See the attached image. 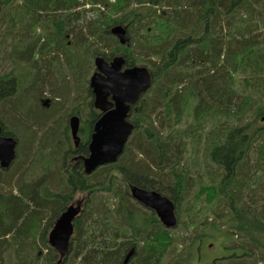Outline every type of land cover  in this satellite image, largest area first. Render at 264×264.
I'll return each mask as SVG.
<instances>
[{"label":"trees","instance_id":"trees-1","mask_svg":"<svg viewBox=\"0 0 264 264\" xmlns=\"http://www.w3.org/2000/svg\"><path fill=\"white\" fill-rule=\"evenodd\" d=\"M96 56L146 67L152 86L118 160L85 175L70 159L100 116ZM0 127L17 142L0 169V264H188L221 237L220 264H264V0H0ZM131 185L171 200L177 231ZM78 200L60 259L48 234Z\"/></svg>","mask_w":264,"mask_h":264},{"label":"water","instance_id":"water-1","mask_svg":"<svg viewBox=\"0 0 264 264\" xmlns=\"http://www.w3.org/2000/svg\"><path fill=\"white\" fill-rule=\"evenodd\" d=\"M120 45H128L126 29L115 26L110 30ZM94 71L88 85L93 95V107L100 113L95 122L88 143V156L75 158L82 162L85 175H91L99 167L114 164L124 151L133 133L130 111L152 86L150 71L143 66L126 67L122 56L106 61L102 56L93 60ZM79 119L73 116L69 127L73 145L79 147ZM17 142L12 137L3 136L0 127V169L7 170L16 158ZM129 193L133 201L155 213L166 229H176L178 217L174 203L151 190L131 185ZM81 206L71 204L57 218L48 234V243L60 259L69 253L74 233L73 222L80 214Z\"/></svg>","mask_w":264,"mask_h":264},{"label":"rangeland","instance_id":"rangeland-1","mask_svg":"<svg viewBox=\"0 0 264 264\" xmlns=\"http://www.w3.org/2000/svg\"><path fill=\"white\" fill-rule=\"evenodd\" d=\"M84 197V195H79L78 196V199L79 198H82ZM200 201H203L205 202V204H196L199 211H200V215L201 217L203 218L204 216H207L208 215V220L210 221V219L212 218V215H211V212L209 211V209H207L208 205L207 202L205 201L204 199V196L203 197H200ZM186 204H184L182 207H184ZM200 205H202L203 207H201ZM213 205V203H212ZM210 205V207L212 206ZM200 207V208H199ZM183 214V219H184V216L185 214ZM177 229V228H176ZM176 229H174L175 231H177ZM223 232L225 233H228L226 230L223 229ZM222 239V237H221ZM221 239L218 241H212V240H208V241H203V248H202V256H203V261L201 263H198V262H189L188 264H206L208 261H210L211 259L213 258H219V257H224L228 254V251H226L224 249L223 246H221ZM206 240V239H205ZM217 264H220V262H218Z\"/></svg>","mask_w":264,"mask_h":264},{"label":"flooded vegetation","instance_id":"flooded-vegetation-1","mask_svg":"<svg viewBox=\"0 0 264 264\" xmlns=\"http://www.w3.org/2000/svg\"><path fill=\"white\" fill-rule=\"evenodd\" d=\"M75 148V147H74ZM75 158H80L79 156H72V158L70 159L71 162H77L79 161L80 159L78 160H74ZM81 161V160H80ZM82 163V162H81ZM73 204H79L80 206L82 205V200H78L76 202H74ZM155 214V213H154ZM158 219V218H157ZM202 248H203V245L201 246V248L197 249V253L195 254L197 256V259H196V262L198 263H201L203 261V256H202ZM227 256V255H226ZM225 257V256H224ZM221 258L223 257H219V258H213L211 259L210 261H208L206 264H217L218 262L221 261Z\"/></svg>","mask_w":264,"mask_h":264}]
</instances>
